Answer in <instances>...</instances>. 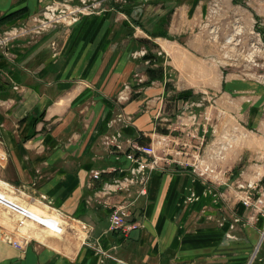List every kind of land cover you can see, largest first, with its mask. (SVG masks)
Masks as SVG:
<instances>
[{
    "label": "crops",
    "instance_id": "crops-1",
    "mask_svg": "<svg viewBox=\"0 0 264 264\" xmlns=\"http://www.w3.org/2000/svg\"><path fill=\"white\" fill-rule=\"evenodd\" d=\"M52 1L0 0V36L33 23ZM101 1L70 25L0 47V192L64 227L55 234L33 222L20 226L0 204V264H264V203L245 205L238 187L253 182L255 197L264 192V85L221 67L218 37L201 29L210 0ZM239 3L242 15L257 18ZM254 28L264 37V28ZM127 81L132 96L119 103ZM203 93L233 97L229 110L247 130L229 154L231 175L209 183L190 166L170 163L133 205L130 220L141 226L111 230L108 212L86 202L91 170L114 163L101 144L110 120L121 108L131 116L120 125L124 132L148 142L169 132L171 111ZM235 216L241 220L232 228Z\"/></svg>",
    "mask_w": 264,
    "mask_h": 264
},
{
    "label": "built area",
    "instance_id": "built-area-1",
    "mask_svg": "<svg viewBox=\"0 0 264 264\" xmlns=\"http://www.w3.org/2000/svg\"><path fill=\"white\" fill-rule=\"evenodd\" d=\"M115 1L125 2L126 0ZM101 4V0H97L93 5L86 4L85 1L82 5H78L73 4L69 0H53L44 7L40 15L34 17L33 23H20L5 29L0 36V47H5L9 42L22 36L34 37L42 34L61 23L70 25L78 21L81 14L92 12L91 7ZM256 23L258 25L264 24L260 20H257ZM254 32L258 36L260 44L264 45V37L261 30L257 29ZM146 52V49H142L135 52L134 56H143ZM134 80L136 86L142 85L144 83L143 74L135 73ZM135 85L132 81L125 82L119 90L116 100L119 103L129 101ZM194 104L192 103V105ZM130 120L131 116L121 108L110 120L109 126L113 129L102 134L101 144L114 163H109L103 168L91 170L90 186L94 190L92 194L86 197L88 204H96L108 212L110 229L113 231H129L141 226L138 221L130 220L133 215V205L139 197L148 193V186L153 173L155 171H164L170 163L178 162L190 166L209 183L214 182V180H208L209 178L204 176V171L199 172L196 165L193 166L187 161H181L176 158L172 160L168 156L172 154L171 142L176 141L174 137L172 138L171 134L159 133L153 135L148 142L145 141L141 134H126L122 126ZM121 124L122 126H120ZM162 147L168 150L165 156L160 154ZM174 153L179 154L181 151L177 149ZM208 169L213 172L212 176L215 179H219L221 171L215 172L214 167L210 166H207L205 171ZM238 187L246 190V193L241 197L245 205L257 207L258 204L264 203V192L259 193L255 197L254 191L257 187L253 182H239ZM192 196L195 197L194 192ZM0 204L16 216L20 226L26 224L27 221H33L55 234H61L64 230L62 222L58 217L51 214L36 213L27 206L7 198L2 192H0ZM240 220L239 216H235L231 227L233 228L234 223ZM228 236L232 237L233 235L228 233ZM4 238L16 246H21L20 242L13 240L10 235H5ZM262 238H264V231ZM257 251L258 248L253 258L257 256Z\"/></svg>",
    "mask_w": 264,
    "mask_h": 264
},
{
    "label": "rangeland",
    "instance_id": "rangeland-1",
    "mask_svg": "<svg viewBox=\"0 0 264 264\" xmlns=\"http://www.w3.org/2000/svg\"><path fill=\"white\" fill-rule=\"evenodd\" d=\"M240 1L252 8L258 20L264 23V0ZM207 4L209 9L201 29L218 37L221 67L239 80L264 85V45L254 32L257 18L254 14L249 18L242 15L240 11L245 7L232 0H210ZM260 26L264 28V24ZM233 101V97L203 93L200 98L171 111L164 121L171 124L167 133L177 142H171L172 154L168 156L196 165L199 172L204 171V176L214 182L221 178L215 179L209 169L205 171L207 166L214 167L215 172L221 171L220 174L226 171L223 178L230 176L227 172L229 154L235 148L240 149L247 131L238 114L229 110ZM173 149L181 153L175 154ZM167 151L162 147L160 154L165 156Z\"/></svg>",
    "mask_w": 264,
    "mask_h": 264
},
{
    "label": "bare ground",
    "instance_id": "bare-ground-1",
    "mask_svg": "<svg viewBox=\"0 0 264 264\" xmlns=\"http://www.w3.org/2000/svg\"><path fill=\"white\" fill-rule=\"evenodd\" d=\"M41 207H42V205H41ZM30 209H31L32 211H34V212L40 214V211L37 210L35 207H30ZM43 211H44V209H43ZM43 211H42V212H43ZM47 211H48V210H47ZM32 222H33V221H27L26 224L28 225V224H33V223H35V222H33V223H32ZM26 224H25V225H26ZM75 227H76V226H75ZM26 228H27V227H26ZM34 228H35V227H34ZM48 230H49V229H48ZM72 230H73V229H72ZM49 231L52 232L51 230H49ZM74 232H75V231H74ZM78 232H79V230H78ZM52 233H53V232H52ZM79 233H80V232H79ZM82 234H83V233H82ZM37 235H38V234H37Z\"/></svg>",
    "mask_w": 264,
    "mask_h": 264
},
{
    "label": "trees",
    "instance_id": "trees-1",
    "mask_svg": "<svg viewBox=\"0 0 264 264\" xmlns=\"http://www.w3.org/2000/svg\"><path fill=\"white\" fill-rule=\"evenodd\" d=\"M233 1H235L236 3H239L240 2V0H233ZM155 57L156 56L154 54L148 53L145 58H155Z\"/></svg>",
    "mask_w": 264,
    "mask_h": 264
}]
</instances>
